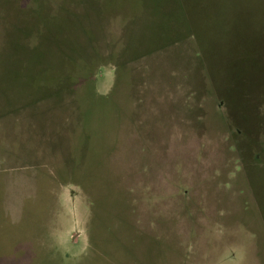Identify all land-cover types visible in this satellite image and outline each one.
<instances>
[{
  "label": "rangeland",
  "instance_id": "374dc122",
  "mask_svg": "<svg viewBox=\"0 0 264 264\" xmlns=\"http://www.w3.org/2000/svg\"><path fill=\"white\" fill-rule=\"evenodd\" d=\"M0 264H264V0H0Z\"/></svg>",
  "mask_w": 264,
  "mask_h": 264
},
{
  "label": "trees",
  "instance_id": "16d2710c",
  "mask_svg": "<svg viewBox=\"0 0 264 264\" xmlns=\"http://www.w3.org/2000/svg\"><path fill=\"white\" fill-rule=\"evenodd\" d=\"M240 131V130H239ZM240 134H243L241 131H240ZM245 134V133H244Z\"/></svg>",
  "mask_w": 264,
  "mask_h": 264
}]
</instances>
